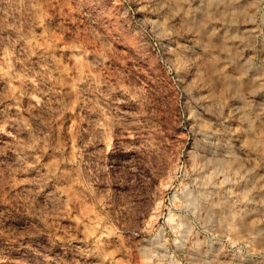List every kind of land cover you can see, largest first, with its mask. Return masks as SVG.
Segmentation results:
<instances>
[{
  "label": "rangeland",
  "instance_id": "obj_1",
  "mask_svg": "<svg viewBox=\"0 0 264 264\" xmlns=\"http://www.w3.org/2000/svg\"><path fill=\"white\" fill-rule=\"evenodd\" d=\"M0 264H264V0H0Z\"/></svg>",
  "mask_w": 264,
  "mask_h": 264
},
{
  "label": "bare ground",
  "instance_id": "obj_2",
  "mask_svg": "<svg viewBox=\"0 0 264 264\" xmlns=\"http://www.w3.org/2000/svg\"><path fill=\"white\" fill-rule=\"evenodd\" d=\"M231 215V214H230ZM262 235V234H261Z\"/></svg>",
  "mask_w": 264,
  "mask_h": 264
}]
</instances>
